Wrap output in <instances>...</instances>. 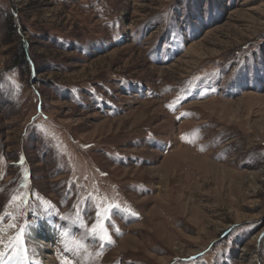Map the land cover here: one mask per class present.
Wrapping results in <instances>:
<instances>
[{
	"label": "rangeland",
	"instance_id": "1",
	"mask_svg": "<svg viewBox=\"0 0 264 264\" xmlns=\"http://www.w3.org/2000/svg\"><path fill=\"white\" fill-rule=\"evenodd\" d=\"M0 264H264V0H0Z\"/></svg>",
	"mask_w": 264,
	"mask_h": 264
},
{
	"label": "bare ground",
	"instance_id": "2",
	"mask_svg": "<svg viewBox=\"0 0 264 264\" xmlns=\"http://www.w3.org/2000/svg\"><path fill=\"white\" fill-rule=\"evenodd\" d=\"M38 223L39 224H38V227H37L36 231L34 230L32 232V234L30 235V238L33 239L35 242H38L39 245L38 244L37 245H38L39 251L42 252V253H45V250L47 251V245L45 244L46 247L45 246L43 247V244H44L43 241L45 240V238L47 240H52L53 242H57V241H61L64 238V236H62V237L58 236L57 235L58 232H56L55 226L49 227L47 225V221H46V219L44 217H42L38 221ZM45 258L47 260V258L50 259L51 256L47 255V257H45Z\"/></svg>",
	"mask_w": 264,
	"mask_h": 264
},
{
	"label": "snow or ice",
	"instance_id": "3",
	"mask_svg": "<svg viewBox=\"0 0 264 264\" xmlns=\"http://www.w3.org/2000/svg\"><path fill=\"white\" fill-rule=\"evenodd\" d=\"M133 214H134V213H133ZM102 231H103L104 234L100 236V239H101V240H103V239L105 238V236L107 235V230H106V229H103ZM93 234H94V235L97 234L96 231H95V229L93 230ZM108 240H109V242H111L110 237H108Z\"/></svg>",
	"mask_w": 264,
	"mask_h": 264
},
{
	"label": "trees",
	"instance_id": "4",
	"mask_svg": "<svg viewBox=\"0 0 264 264\" xmlns=\"http://www.w3.org/2000/svg\"><path fill=\"white\" fill-rule=\"evenodd\" d=\"M20 58L21 59H24V58H26V49H22V51H21V55H20ZM27 62V61H26Z\"/></svg>",
	"mask_w": 264,
	"mask_h": 264
}]
</instances>
